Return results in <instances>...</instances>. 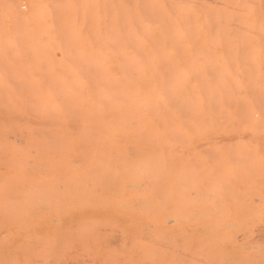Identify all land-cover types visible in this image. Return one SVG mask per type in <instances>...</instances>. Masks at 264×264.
<instances>
[{
    "label": "bare ground",
    "instance_id": "6f19581e",
    "mask_svg": "<svg viewBox=\"0 0 264 264\" xmlns=\"http://www.w3.org/2000/svg\"><path fill=\"white\" fill-rule=\"evenodd\" d=\"M7 1L13 41L29 39L26 4ZM35 1L44 18L50 3ZM101 1L103 28L73 45L94 56L92 73L101 61L89 80L82 69L88 86L65 34L60 59L79 54L78 86L51 72L46 47L65 32L54 6L51 24L28 9L35 39L14 50L45 45L27 57L49 87L2 59L17 79L0 71V264H264V0ZM65 3L78 35V20L95 21L98 3L76 19ZM3 24L0 47L13 42Z\"/></svg>",
    "mask_w": 264,
    "mask_h": 264
},
{
    "label": "rangeland",
    "instance_id": "374dc122",
    "mask_svg": "<svg viewBox=\"0 0 264 264\" xmlns=\"http://www.w3.org/2000/svg\"><path fill=\"white\" fill-rule=\"evenodd\" d=\"M2 1H4V0H2ZM5 1H6V0H5ZM9 1H10V0H9ZM9 1H7V3H9ZM13 1H14V0H13ZM20 1H21V0H20ZM20 1H18V2H19L20 4H22ZM22 1H23V3H24L23 6L26 4V5H25V10L23 11V13H24V15H26V17H27V19L25 18V19L28 21L27 26L25 25V22L23 23V21L20 20V19H23V18H20V15H18L20 12H17V13H16L17 15H15V18H16V19H19V18H20V19L18 20V23H20V25L24 24L25 26L23 25V27H24L25 29H29V30H30V31L28 30V31H29V34H30V35H29V39H27L28 36H26V34H25V36H24V34H22V32L19 33V34H21L20 37H19V36H18V37H15V38H16L15 41H13V39H12V36H11L12 34H11V32L14 31L13 27H15V26H13V25H12V22H10V21L12 20V17H10L9 15L12 13V11H15V10L18 11V10H19V9L17 10V8H16L17 5H16V6L14 5L13 8H10L11 5L13 6V3L11 4V2H10V3H9L8 10H6L7 7H6V8L3 7L2 9H1V7H0V9L4 12V13H1V11H0V14H1V16H0V21L2 20V22H0V24H1V25H0V28H2V24H3V23H4L3 26H6V24H7V26H6V28H5L4 31H6V32L9 31V32H8L9 34H8V33H7V34L9 35V37L11 36L10 39H11L13 42H16L15 46H14V45H11V44H14L13 42H11V43H9V45H11V46H9V45L6 43V47H5V44H3V45L0 47L1 49H3V51L0 50V54L2 53V54H1V57H0V68H3V66H2L1 64H4V63L8 62L9 60H10L11 62H12V61H13V62H14V61H15V62L18 61V62H17L18 65H20L19 63H21V68L25 66L26 68L29 69V73H28V74H30V75L32 74L31 76H33V77L36 76V75L39 76L38 79L41 80V84H40V85H43V87H45V86H46V87H49V86H47V84L43 83V82H45V80H46L45 72L43 73L45 79L40 78L41 75H40V73L37 71L38 67H37L36 70H34L35 67L38 66V65L36 64V65L34 66V65L31 63L30 59H31V60H32V59L35 60L36 57H35V58H32V56H36L37 54H38L37 58H40V59H42L41 57H43L42 54H44V56H45L47 53H48V55H52V56H53L54 54H56V55H54V56H55L56 58L58 57L57 59H59V62H60L58 65H60L61 67H59L57 64H55V67H53V66L51 67V72H52V69H53V70H54L53 73H55V74L63 75V73H64V75H63L64 77H66L65 74H66V75L69 74V75H68L69 78L66 77V79H68V80H67L68 82L66 81L67 84L65 83L66 85H65V84H64V85L67 86V85L69 84V86H70L72 83H74V78H73V76H72V74H73L74 72H72V70H73L72 67H73V68H74V67L77 68V67H76L77 65H76L75 63H74V66H73V60L75 59L74 62H78V60H80L81 63L78 65V67L81 66V67H79L80 71L75 70V68H74L75 73H74L73 75H75L74 77L77 78V79H76L77 82H79V81L81 80V84L83 83L82 86H81V84L79 83V85H80L81 87H86V86H88V84H86V82H87L86 79H84L83 77L86 76V73L91 72V70L89 69L91 66H92V68L94 69V67H93V65H92V63H93V61H94V59H93L94 56H93V55H92V56L89 55V51H90L91 54H92V51H94V49H95V47H94L95 45H94V43L92 44V47H93L92 51L90 50V49H91L90 45H89L90 48H89L88 45H87V47H88V55H89V57L91 56L90 59L93 57V58H92L93 61H91L90 59H88V60H90V61H88V60L85 61V62L88 61L89 63H91V66H90L89 63L87 62V63H86V65L88 66V67H87L86 65H84V63H85L84 60L87 59V58H89V57L86 55V54H87V51H86L87 47H85V48H86V49H85L86 54H84V52H82V50L84 49V45L82 46V44H83V42H85V46H86V44H89L88 42H91V41H92L91 39L94 38V36H93L94 33H93V32L96 33V28L98 29V27H99V23H100V24H101V23H104L103 18H102V20H101V17H99L100 13L103 14L102 11H104V8H103V7H104V3H103L101 0H80V1H85L84 3L88 5V9H87V11L89 10L90 7H92L93 5L95 6V5H97L96 3H98V6H95L96 10H93V11H92V12H94L93 15L95 16V21H96L95 24H94L95 21H94L92 24H94V25L96 26V25H97V22H98V27H97V26L94 27L91 23H89V22H90V20H89L90 18H89V17L85 18L86 21H87V19L89 18V19H88V22H85V21H84V18H82V19L80 18L81 21H83V23H84V22H85V23H84V24L81 23V25H80V24H79L80 21L78 20L77 25H79L80 28L78 29L77 26H76V28H74L76 31H77V29L80 31V32L77 31V32L79 33V35H78V34L73 30V28H72V26L74 27V24H72V26H70L71 23H73V21L71 20L72 18L70 19L72 22L69 20L70 17L68 18L69 15L66 14V13H68V12L65 11V13H64V11H63L62 8H61L62 6H59V8H58V5H57V3H59V5H63V4H61V2L64 3V4L66 5L65 2H67L68 0H61V1L58 0L56 4H55L56 1L53 2L52 0H47V1H46V0H43V1L40 0V3H37V4H38V7H42L41 4H42V5H43V4L46 5L47 2H49V3H50V8H52V6H54V9H57V10H58V11H57V10H56V11L58 12L57 15L60 17V19H58L57 16H56V18H54V19L52 18V20H54V22H55L54 24L52 23V25H53L54 27H56V26H57L56 23H58V21H59V23H61L62 26H63L61 29H62V30H65V32H64V33H63V32H62V33L60 32V33H59V34H61L60 37H59V34L53 36V38L56 40L55 44L58 43V38H60V41H59L60 43H58L59 46H60L61 41H62V39H63V34H65L66 37H68L67 39H66V38H65V39L67 40L66 43H67L68 47H69V45H70V47H71V48H69V49H70V52H71V50H72L73 52H75V49H77V48L74 47V46L77 47V41H78V44L82 43L81 46H82L83 49L80 50V48H78L77 50H78L79 52H82L81 54L84 56V58H83V59H79L80 57H83V56H81V55H79V54H78L79 57H78V55H77L76 57H74V58H72V56L69 57V59L72 58V59H71V61H72V64H71V65H72V66L70 65V61H69V59H68V60H65V61H66L65 64H68V63H69V64H68V68H66L67 65H66V67H65V64L63 65V62H65V61H63V60L66 59L67 57H65L64 59H60V58H61V55L64 57V54H65V53H64V54L62 53L63 50H61V49H62L61 46H60V48H58V45H57V50H55L54 52H52L53 50H52V47H51V46H47V45H46V46H47L46 48L48 49V50H47L48 52L46 51L47 53H46V52L44 53L43 51L46 50V49H44V48H45V45H42V47H43V46H44V47H43V48L41 47L42 50H40L39 45H37L36 43H35V44L33 43L34 45L32 44L31 47H30V48L32 49V46H33V48H34V49L32 50V51L34 52V54H33L32 56H31V55L29 56V53H28V51H27V50L29 49V47H26L27 49H23V52H27L28 55L25 56V54L22 53V51H21V52L18 53L20 56L18 55V57H14V54H15V53H14V50L16 51V49H18V51H19V48L21 49V47H20L19 45H17V43H20L21 46L24 45V44H26L25 46H27L28 43H30V42L32 43L31 40H34V39H35V33H36V32L34 33V30H35L36 28H34V30H32L33 32L31 31V28H29V27L31 26L32 29H33V27L35 26V23H34L35 20H34V22H31V20H30L31 17H29L30 15L28 14V11H29V10H30V11H34V10L38 11V9H37V7H32L33 4L30 5V4H31V3H30V0H22ZM25 1H26V2H25ZM32 1H33V0H32ZM37 1H39V0H37ZM16 2H17V0H15V4H16ZM34 2H36V1L34 0ZM44 2H45V3H44ZM71 2H72V4L74 5L75 0H71ZM77 2H78V0H77ZM89 2H95V4H93V3H92V4H88ZM5 4H6V3H5ZM5 4H4V5H5ZM17 4H18V3H17ZM70 4H71V3H68V4H67L68 8L70 7V6H69ZM79 4H82V2H80ZM85 4H82V6H83V7H87V5H85ZM100 4L103 6V7L101 6V7L103 8L102 10L100 9V6H99ZM28 5H29V6H28ZM65 5H64V6H65ZM77 5H78V4H77ZM77 5H76V3H75L74 6H76V9H77V7L80 6L79 8H80L81 10H80V9L77 10V11H79L80 13H79V12L76 13V12H75V11H76L75 8H74L75 11H72V10H71L72 6H71V8H70L71 11H69V9L67 10V11L71 12V13H69V14H74V12H75V14H76V15L74 14L75 19L77 18V16H78L79 14H82V13H83V16H84V15H87V16H88V14L90 13L89 11L91 10V8H90V10H89L88 12H86L85 8H81V7H82L81 5H78V6H77ZM0 6H1V5H0ZM2 6H3V5H2ZM6 6H7V5H6ZM26 6H27V7H26ZM46 6H48V4H47ZM56 6H57V8H56ZM94 6H93V7H94ZM18 7L21 8L22 5H21V6L18 5ZM93 7H92V9H93ZM98 7H99V8H98ZM15 8H16V9H15ZM23 8H24V7H23ZM47 8H48V9L46 10V12H44V14H46V16H47V13L50 14V13H52V12H50V11H53V9L51 10V9L49 8V6H48ZM97 8H98V9H97ZM10 9H12V10H10ZM28 9H29V10H28ZM39 9H40V8H39ZM63 9H64V8H63ZM74 9H73V10H74ZM21 10H22V9H21ZM21 10H20V11H21ZM48 10H49V11H48ZM99 10H100L101 12H100ZM96 11H97V12H96ZM98 11H99V12H98ZM34 12H35V11H34ZM40 12H41V11H40ZM40 12H39V11H38V13L36 12V13H35V17H36L37 15H39ZM53 12H54V11H53ZM92 12H91V13H92ZM9 13H10V14H9ZM30 13H31V12H30ZM63 13L66 14L67 19H66L65 15H63ZM96 13L98 14V17L100 18V20H98V18H97V14H96ZM3 14L7 15L8 18H7V17H4L5 15H3ZM14 14H15V13H14ZM14 14H13V15H14ZM33 14H34V13L32 12V16H33ZM49 14H48V15H49ZM54 14H56V12H54L53 15H52V14L49 15L48 17L44 16V18H43V16H42V18H41V14H40V17H37V18H38V22L36 21V24H38V23L40 24V23H43V22H45V23H46V22H49V24H51V22H52V21H51V17H54V16H55ZM24 15L21 14V16H24ZM11 16H12V14H11ZM91 16H92V14L90 15V17H91ZM94 16H93V17H94ZM100 16H101V15H100ZM17 17H18V18H17ZM64 17H65V18H64ZM71 17H72V16H71ZM84 17H86V16H84ZM103 17H104V15H103ZM13 18H14V17H13ZM15 18H14V19H15ZM49 18H50V19H49ZM91 18H92V17H91ZM16 19H15V20H16ZM73 19H74V18H73ZM78 19H79V17H78ZM32 20H33V18H32ZM55 20H56V21H55ZM65 20H66L67 23L65 22ZM12 21H14V20H12ZM16 21H17V20H16ZM75 21H76V20H75ZM75 21H74V23H75ZM21 22H22V24H21ZM68 22H70V25L67 26L66 24H68ZM91 22H92V20H91ZM86 23H87V24H86ZM13 24L15 25V22H14ZM46 24H47V23H46ZM85 24H86V25H85ZM88 24H91V25L89 26ZM20 25H19V26H20ZM33 25H34V26H33ZM55 25H56V26H55ZM83 25H84V26H83ZM104 25H105V24H104ZM11 26H12V27H11ZM50 26H51V25H50ZM58 26L61 27L60 24H58ZM58 26H57V27H58ZM64 26H65V27H64ZM92 26L95 28V31H94V30L91 31V29L93 28ZM101 26H102V27H100V28H103V24H101ZM10 27H11V28H10ZM85 27H86V28H89V29H90V27H91V29H90L91 33H89V30H85ZM104 27H105V26H104ZM94 28H93V29H94ZM100 28H99V29H100ZM8 29H9V30H8ZM17 29L20 30V28H18V27H17ZM25 29H22V30L25 31ZM59 29H60V28H59ZM7 30H8V31H7ZM66 30H67L68 34H66V33H67ZM69 30H70L72 33H69ZM28 31H27V33H28ZM86 31H87V32H86ZM99 31H100V32H99ZM99 31L97 30V32L101 33V30H99ZM102 31L104 32V30H102ZM6 32H5V33H6ZM82 32H83V34H85V36H86V40H85V39L83 40V39H82L83 37L79 38L80 35L82 36V34H81ZM88 33H89V35H88ZM92 33H93V35H90V34H92ZM31 34H32V35H31ZM70 34H71V35H70ZM36 35H37V34H36ZM68 35H69V36H68ZM73 35L76 37V39H75L76 42H75V41H73V42L71 41L72 38H73V37L71 38V36H73ZM99 35H100V34H99ZM99 35H98V36L95 35V36H96L97 38H99ZM102 35H104V34H101V36H102ZM31 36H32V37H31ZM37 36H38V38H41V37H42V36H39V34H38ZM37 36H36V37H37ZM51 36H52V35H51ZM85 36H84V38H85ZM88 36H89L90 38H89ZM23 37H24V41L21 42V41L23 40ZM43 37H44L45 40H47V39L49 38V36H47V35H44ZM64 37H65V36H64ZM103 37H104V36H103ZM103 37H102V38H103ZM19 38H22V39L20 40ZM17 39L19 40L18 42H17ZM26 39H27V40H26ZM78 39H79V40H78ZM94 39H95V38H94ZM103 39H104V38H103ZM63 40H64V39H63ZM81 40H82V41H81ZM90 40H91V41H90ZM29 41H30V42H29ZM87 41H88V42H87ZM33 42H34V41H33ZM53 42H54V41H53ZM92 42H94V40H93ZM95 42H98V41L96 40ZM101 42H102V43H101ZM21 43H23V44H21ZM51 43H52V42H51ZM68 43H69V44H68ZM72 43H73V44H72ZM74 43H75V45H74ZM98 44H99V43H98ZM101 44H103V41H100L99 49H100V47L103 48V45L101 46ZM7 45H8L9 48H11V49L13 50V52L11 51L12 53H9L10 51L8 50L9 48L7 47ZM35 45H37L36 51H35V47H34ZM48 45H50V43H49ZM62 45H64V43H62ZM73 45H74V46H73ZM28 46H30V45H28ZM96 46H97V45H96ZM2 47H3V48H2ZM15 47H16V48H15ZM17 47H19V48H17ZM53 47H54V49H55V46H54V45H53ZM4 48L7 49V50H5ZM23 48H25V47L23 46ZM31 49H29V50H31ZM43 49H44V50H43ZM99 49H98V47H97V50H96V51H98L97 54H100V53H101V51H99ZM49 50H50V51H49ZM51 50H52V51H51ZM100 50H101V49H100ZM59 51H60V52H59ZM83 51H84V50H83ZM96 51H95V53H96ZM102 51H103V50H102ZM33 52H31V54H32ZM35 52H36V53H35ZM3 53H5V54L7 53L8 56H7V54L5 55V54H3ZM49 53H50V54H49ZM51 53H52V54H51ZM93 53H94V52H93ZM95 53H94V55H97V54H95ZM72 54H73V53H72ZM76 54H77V53H76ZM67 55H68V53H67ZM70 55H71V54H70ZM100 55H101V56H100ZM100 55H99L98 57L95 56V57H96L95 60L98 59V62H99V59L102 57L103 52H102ZM5 56H6V58L8 59V60L5 59V60H7V61H5V60L3 61V60H2V59L5 58ZM27 56H29L30 59H28ZM68 56H69V55H68ZM73 56H74V55H73ZM86 56H87V57H86ZM8 57L11 58V59H9ZM12 57H14V58L12 59ZM77 57H78V60H76ZM37 58H36V59H37ZM16 59H18V60H16ZM2 61H3L4 63H2ZM10 61H9V62H10ZM61 61H63L62 64H61ZM67 61H69V62H67ZM9 62H8V63H9ZM11 62H10V63H11ZM13 62H12V63H13ZM24 62H25V63H24ZM28 62H29V63H28ZM32 62H34V61H32ZM82 62H83V65H82ZM95 62H96V61H95ZM100 62H101V61H100ZM100 62L98 63V65L95 64V68L97 67L98 71H97V69H95V70L93 71V73L91 72L92 74L88 73L87 78L89 77V75H93V74H94V75H97L96 72H97L98 74H100V73H99V72H100V68H99V67H100V66H99ZM8 63L5 64L3 70L0 69L1 72L5 71V72H4V73L6 74L5 76H7L8 74H10L9 76H11V70L14 69V68H12V67L10 66V64H9V66H7ZM17 63H16V64H17ZM38 63H39V62H38ZM22 64H23V66H22ZM26 64H27V65H26ZM31 64H32V65H31ZM18 65H14V66L17 67ZM62 65H63L65 68H64ZM75 65H76V66H75ZM27 66H28V67H27ZM39 66H40V65H39ZM5 67H6V68H5ZM18 67H19V66H18ZM42 67H43V66H41V68H42ZM62 67H63V68H62ZM7 68H9L8 71H7ZM19 68H20V67H19ZM43 68H44V69L42 70V72L45 70V66H44ZM61 68L64 69L63 72H62V69H61ZM70 68H71L72 70H71ZM32 69H33V70H32ZM82 69H86L87 72H86L85 70L82 71ZM15 70L18 71L17 68H16ZM20 70L22 71L23 69H20ZM46 70H47V69H46ZM46 70H45V71H46ZM74 70H73V71H74ZM25 71H26V70H25ZM39 71H40V70H39ZM47 71H48V70H47ZM47 71H46V73H47ZM56 71H57V72H56ZM65 71H66V72H65ZM84 71H85V73H83ZM8 72H9V73H8ZM12 72L14 73V71H12ZM15 72H16V71H15ZM22 72H24V71H22ZM27 72H28V71H27ZM37 72H38V73H37ZM51 72H50V73H51ZM58 72H59V73H58ZM76 72H77L78 74H76ZM79 72H80V73H79ZM16 73H19L18 75H22L21 77H23V74L25 75V77H28L27 74H26L25 72H24V73L16 72ZM16 73H14V74H16ZM48 73H49V72H48ZM71 73H72V74H71ZM82 73L84 74V76H82ZM77 75L79 76L80 79H78V76H77ZM9 76H8V78L6 77V79H8V80H6V81H8L7 83L9 84L8 87H10L11 83H13V81L11 82V81L9 80L10 78H11L12 80L14 79L15 81H16V79H17V77H16V78H15V77L12 78V77H13V74H12V76H11L10 78H9ZM14 76H15V75H14ZM37 76H36V77H37ZM49 76H50V74H49ZM63 76H62V77H63ZM70 76H71V77H70ZM76 76H77V77H76ZM25 77H24V78H25ZM31 78H32V77H31ZM22 79H23V78H22ZM42 79H43V80H42ZM63 79H64V78H63ZM88 80H89V78H88ZM71 81H72V82H71ZM10 82H11V83H10ZM14 84H15V82L13 83L12 87L14 86ZM6 85H7V84H6ZM40 85H39V86H40ZM64 85H63V86H64ZM18 86H19V85H18ZM32 86H33V85H32ZM32 86H31V87H32ZM35 86H38V85H35ZM53 86H54V85H53ZM55 86H56V85H55ZM73 86L75 87V86H78V85H77L76 82H75L74 85L72 84V87H73ZM19 87H20V86H19ZM40 87H41V86H40ZM51 87H52V86H51Z\"/></svg>",
    "mask_w": 264,
    "mask_h": 264
}]
</instances>
